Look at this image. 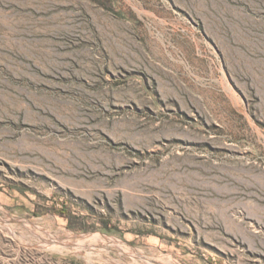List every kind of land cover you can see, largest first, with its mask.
Instances as JSON below:
<instances>
[{"label":"rangeland","instance_id":"obj_1","mask_svg":"<svg viewBox=\"0 0 264 264\" xmlns=\"http://www.w3.org/2000/svg\"><path fill=\"white\" fill-rule=\"evenodd\" d=\"M0 264H264V0H0Z\"/></svg>","mask_w":264,"mask_h":264}]
</instances>
